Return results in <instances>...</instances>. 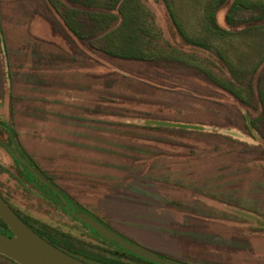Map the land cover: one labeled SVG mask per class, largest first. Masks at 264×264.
I'll return each mask as SVG.
<instances>
[{
    "label": "rangeland",
    "instance_id": "1",
    "mask_svg": "<svg viewBox=\"0 0 264 264\" xmlns=\"http://www.w3.org/2000/svg\"><path fill=\"white\" fill-rule=\"evenodd\" d=\"M51 1L98 58V114L94 104L84 109L83 128L98 125L101 160H77L76 144L55 150L50 142L64 136L28 134L0 112L26 162L72 212L156 256L264 264V0ZM1 13L13 93L25 95L16 76L26 79V55L37 46L21 36L23 6ZM24 110L15 123L26 127ZM0 196L33 226L107 255L118 251L2 148ZM0 264L15 263L0 255Z\"/></svg>",
    "mask_w": 264,
    "mask_h": 264
},
{
    "label": "crops",
    "instance_id": "2",
    "mask_svg": "<svg viewBox=\"0 0 264 264\" xmlns=\"http://www.w3.org/2000/svg\"><path fill=\"white\" fill-rule=\"evenodd\" d=\"M53 2L56 5L51 0H0V112H5V119H12V126L16 124L19 129L25 128L28 134L64 136L62 143L50 142L51 147L54 145L55 150L60 146L71 149V144H76L79 152L77 160H88L92 165L100 166L98 125L95 128H83L84 109L90 111L94 104L96 117L98 114L99 64L92 63L98 58L88 51L92 49H84L79 44L77 35L64 22L65 15L61 16V10ZM2 4L4 7L23 6L27 20L24 19L25 34L21 36L37 46L36 50L27 52L29 69L26 79L15 75L17 90L25 88V95L13 93L9 74L12 61L1 27ZM16 59L22 60L21 55L18 54ZM17 97L20 101H17ZM23 107L26 111V127L23 123H15L16 119L23 116L19 115ZM0 116L3 117L1 113ZM83 134L91 135V138H75ZM83 152L93 155L85 159ZM45 154L48 160L53 159L51 155ZM54 159L58 160L55 155Z\"/></svg>",
    "mask_w": 264,
    "mask_h": 264
},
{
    "label": "water",
    "instance_id": "3",
    "mask_svg": "<svg viewBox=\"0 0 264 264\" xmlns=\"http://www.w3.org/2000/svg\"><path fill=\"white\" fill-rule=\"evenodd\" d=\"M14 143V148L16 149ZM15 158L24 165L38 182L46 186L56 194L58 204L74 216L79 222L85 224L103 239L115 244L122 250L154 264H181L169 259L161 258L139 246L132 244L122 236L116 234L94 218L80 210L71 211L66 200L46 182L17 151ZM0 220L5 224L10 235L0 232V255L14 262L15 264H87L76 259L62 250L48 243L36 234L22 219L14 212L8 203L0 196Z\"/></svg>",
    "mask_w": 264,
    "mask_h": 264
},
{
    "label": "trees",
    "instance_id": "4",
    "mask_svg": "<svg viewBox=\"0 0 264 264\" xmlns=\"http://www.w3.org/2000/svg\"><path fill=\"white\" fill-rule=\"evenodd\" d=\"M68 1H70L71 3L77 2V0H68ZM220 9H221V7L218 8V10H220ZM216 10H217V8L213 9L211 11V13L209 14L210 18L215 19L216 13H217ZM66 12L68 13V11H66ZM67 13L63 14V12H62L60 14H61V16L64 17V15H67ZM64 22L68 26L70 31L76 35L77 31H75L74 28L69 25V21L65 17H64ZM22 221L25 224H27L36 234H38L40 237H42L44 240H46L48 243H50L53 246L57 247L58 249L62 250L66 254H69L75 258L81 259L82 261H84L88 264H154V263L148 262L146 260L140 259V258L122 250L120 247H118L115 244L103 239L98 234H96L93 230L89 229L85 224H82L80 222L79 223L82 226H84L90 233H92L94 236L101 239L102 241L116 247L119 252L117 251V252L111 253L110 255H107V254L101 253V251H95L92 248L87 249L83 244H80L78 242L75 243L74 240L73 241L70 240V238L68 236H66L64 234L55 233L46 225H42V224H39L38 222H34L35 226H33L32 224L29 223V221H26L24 219H22ZM0 222H1V226H2V227H0V232H3L5 234H10V232L7 229V227L5 226V224L2 221H0ZM124 254L128 255L129 259L123 260Z\"/></svg>",
    "mask_w": 264,
    "mask_h": 264
},
{
    "label": "flooded vegetation",
    "instance_id": "5",
    "mask_svg": "<svg viewBox=\"0 0 264 264\" xmlns=\"http://www.w3.org/2000/svg\"><path fill=\"white\" fill-rule=\"evenodd\" d=\"M2 134V135H1ZM14 143L16 144V149L14 148ZM0 148L6 151V153L14 160L17 165H23L15 158L14 153L19 151V153L23 156L24 154L19 149V145L17 143V136L15 132L8 127L4 121L0 117ZM25 159V157L23 156ZM27 161V159H26ZM28 162V161H27Z\"/></svg>",
    "mask_w": 264,
    "mask_h": 264
}]
</instances>
